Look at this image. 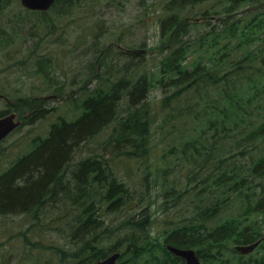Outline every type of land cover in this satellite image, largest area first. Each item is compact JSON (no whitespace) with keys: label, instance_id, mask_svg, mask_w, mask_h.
Here are the masks:
<instances>
[{"label":"trees","instance_id":"16d2710c","mask_svg":"<svg viewBox=\"0 0 264 264\" xmlns=\"http://www.w3.org/2000/svg\"><path fill=\"white\" fill-rule=\"evenodd\" d=\"M15 1L0 0V14ZM82 1L86 0L57 3L60 9H72ZM208 1L172 0L167 5L171 14L160 23L165 53L154 72L146 71L142 53L103 51L93 63L99 71L109 64L104 76L97 74L100 83L87 91L81 102L70 97L77 111L74 119L58 118L46 137H36L31 151L0 175V217L26 216L38 221L41 214L46 215L48 205L53 208L58 204L76 211L69 225L73 229L72 246L77 248L55 249L62 260L70 259L60 264H96L116 252L121 254L118 264H185L167 245L195 250L202 264H264V241L249 255L236 249L264 236V106H260L264 104V10L254 13L246 23L243 18L201 34L198 47H194V41L185 40L191 24L179 14ZM261 1L226 0L224 14L233 19L248 5ZM18 21H25L22 14ZM4 34L0 28L1 42ZM256 62L262 67L257 68ZM34 66L38 75L51 81L52 62L36 61ZM157 85L165 94L163 110L192 93L197 96L195 104L185 111L205 117L203 134L182 146L185 154H205L192 177L201 186L197 194L204 197L199 199L195 219L157 237L151 236L148 210L128 218L117 230L127 228L129 236L121 234L120 241L105 250L100 241L110 228L105 227L104 215L127 207L132 198L131 189L115 172V162L150 155L153 120L148 96ZM213 90L216 93L210 96ZM36 102L45 103L32 101ZM13 105L18 111L16 103ZM33 111L36 113L27 119L32 123L50 113ZM106 133L105 151L111 147L115 150L110 160L104 155L83 154L85 147ZM222 140L229 146H218ZM208 141L212 142L209 147ZM9 190L13 197L8 196ZM175 193H170L175 199L184 196ZM104 207L108 212L102 210ZM229 210L234 214L215 224ZM24 237L31 250L37 248L27 235ZM227 254L230 256L226 258Z\"/></svg>","mask_w":264,"mask_h":264},{"label":"rangeland","instance_id":"374dc122","mask_svg":"<svg viewBox=\"0 0 264 264\" xmlns=\"http://www.w3.org/2000/svg\"><path fill=\"white\" fill-rule=\"evenodd\" d=\"M171 1L86 0L72 9H60L62 6L56 2L44 15L31 13L17 0L13 6L1 12L0 28L5 34L2 42L0 40V95L13 101L12 105H8L5 100H0V114L10 108L24 120L33 109L50 113L45 119L33 122L34 124L25 120L23 126L0 144V175L18 158L31 151L36 137H46L58 118L74 119L77 111L73 109L75 103L70 97L74 96L81 102L86 92L100 83L96 79L97 74L104 76L109 64L99 71L93 67V63L103 51L142 52L148 65L146 71H156L165 53L160 39V23L171 14L167 10ZM226 6V0H210L181 12V19L191 24V32L185 40L196 43L201 34L214 28H223L226 23L230 26L235 20L243 18L246 19L245 23L248 22L254 13L263 12L264 0L248 5L233 19L224 14ZM20 14L23 15L24 22L18 21ZM194 47H198V43ZM240 51H237L239 55L242 54ZM210 54L205 53L206 56ZM36 61L53 63L54 75L51 78L54 83L52 79L48 81L37 74V67L34 66ZM255 65L257 68L262 67L259 62ZM201 92L208 96L205 90L202 89ZM215 93L213 90L209 95L213 96ZM50 97L52 99L45 103H32L36 98ZM164 98L163 87L158 85L148 96L153 123L151 153L147 159L127 161L123 158L115 162V172L131 189L132 198L127 207L104 215L105 227L110 228V232L100 241V246L105 250L115 246L120 241L121 234L129 236L125 230L127 228L121 231L117 228L128 218L138 217L144 210H148L152 216V237L197 216V204L204 196L197 194L201 186L192 177L195 175L194 169L200 167L198 164H201L205 154L203 151L200 157L192 151L185 154L182 144L199 139L203 134L202 123L205 117L189 115L185 111L197 101L195 93L166 110L162 108ZM19 101L28 105L23 106ZM260 106L264 104L261 103ZM108 135L106 133L91 142L82 150L83 154L87 157L104 155L111 159V152L115 153L114 148L106 151L104 148ZM211 144V141L206 143L208 147ZM224 145V140L218 143V146ZM163 170L165 171L162 172ZM173 192H176V196H184L180 200L175 199V195H170ZM8 196L13 197L10 190ZM48 206L45 209L46 215L41 214L38 221L26 216L0 217V264H60L64 260L55 249L77 248L72 246L73 229L69 225L76 211L64 204L53 208ZM102 210L108 212L107 207ZM234 212L226 211L215 224H221L223 218L231 217ZM24 234L37 248L30 249ZM229 256L227 254L225 257ZM69 260L65 259L66 262Z\"/></svg>","mask_w":264,"mask_h":264},{"label":"water","instance_id":"95a60500","mask_svg":"<svg viewBox=\"0 0 264 264\" xmlns=\"http://www.w3.org/2000/svg\"><path fill=\"white\" fill-rule=\"evenodd\" d=\"M23 8L31 12H48L56 4L57 0H19ZM0 98L3 96L0 95ZM55 98V97H54ZM52 99L42 98L41 100L47 101ZM9 101V99H7ZM22 122L17 120L16 113H10L4 117L0 118V144L5 141L12 133H14L20 126ZM264 241V236L257 242L250 245L237 246L236 249L242 255H249L253 253ZM167 249L174 255L182 258L185 264H202L201 260L197 256V253L193 249H182L172 245H167ZM121 257L119 252H116L104 260L98 261L96 264H118Z\"/></svg>","mask_w":264,"mask_h":264},{"label":"flooded vegetation","instance_id":"af4514ba","mask_svg":"<svg viewBox=\"0 0 264 264\" xmlns=\"http://www.w3.org/2000/svg\"><path fill=\"white\" fill-rule=\"evenodd\" d=\"M1 96H3V98H0V100H5V101L7 102L8 105H12V101H13V100L9 99L7 96H5V95H3V94H1ZM7 99H9V101H7ZM41 99H42V98H36V99H34V101H41ZM10 113H14V112H13L12 109L9 108V110H7V111L1 113V114H3V116H0V118H1V117H4V116H6V115H8V114H10ZM35 113H36V111L30 112L24 120H23L22 118H19L18 114L16 113V114H17V120L21 121V122H22V125H21V126H23L25 120H27L29 117L33 116ZM1 114H0V115H1ZM21 126H20V127H21ZM20 127H19V128H20ZM12 134H13V133H12ZM12 134H11V135H12ZM11 135H10V136H11ZM10 136H9V137H10ZM3 142H4V141H3ZM251 254H252V253H251Z\"/></svg>","mask_w":264,"mask_h":264},{"label":"bare ground","instance_id":"6f19581e","mask_svg":"<svg viewBox=\"0 0 264 264\" xmlns=\"http://www.w3.org/2000/svg\"><path fill=\"white\" fill-rule=\"evenodd\" d=\"M133 54H137V52H132ZM138 53H142V52H138Z\"/></svg>","mask_w":264,"mask_h":264}]
</instances>
